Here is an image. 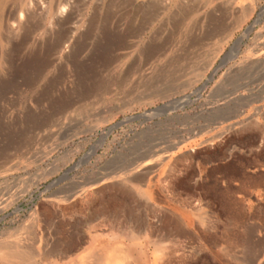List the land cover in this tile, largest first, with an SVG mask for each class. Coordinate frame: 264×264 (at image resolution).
<instances>
[{
    "label": "rangeland",
    "instance_id": "obj_1",
    "mask_svg": "<svg viewBox=\"0 0 264 264\" xmlns=\"http://www.w3.org/2000/svg\"><path fill=\"white\" fill-rule=\"evenodd\" d=\"M6 3L0 247L35 264H91L95 244L123 246L122 264H264V0Z\"/></svg>",
    "mask_w": 264,
    "mask_h": 264
},
{
    "label": "bare ground",
    "instance_id": "obj_2",
    "mask_svg": "<svg viewBox=\"0 0 264 264\" xmlns=\"http://www.w3.org/2000/svg\"><path fill=\"white\" fill-rule=\"evenodd\" d=\"M46 0H34L37 6L40 5V3L45 2ZM8 0H0V4L5 3L7 4ZM34 5V4H33ZM1 6V5H0ZM1 8V7H0ZM64 9V8H63ZM62 9V10H63ZM19 21L16 22V24ZM239 20H237V23ZM15 23V22H14ZM13 23V24H14ZM112 35V34H111ZM124 35L116 33L111 36V41L115 42H120L124 39ZM113 43V42H112ZM111 44V43H110ZM240 48V47H239ZM235 47L231 50V53L234 54L235 52ZM236 55V54H235ZM234 55V56H235ZM233 56V58H234ZM117 234V233H116ZM92 253H91V264H122L121 262L125 260V251L123 250V246L121 245H116L114 248H112L109 252H104V253H98L97 250V244L93 245ZM97 252V253H96ZM34 256L29 252V251H23V250H13L10 249L9 247H0V259L5 263V264H35L33 261ZM1 262V261H0ZM115 263V264H116ZM83 264V263H82ZM126 264V263H125Z\"/></svg>",
    "mask_w": 264,
    "mask_h": 264
},
{
    "label": "water",
    "instance_id": "obj_3",
    "mask_svg": "<svg viewBox=\"0 0 264 264\" xmlns=\"http://www.w3.org/2000/svg\"><path fill=\"white\" fill-rule=\"evenodd\" d=\"M259 20H260V14H258L257 16H256V18L255 19H253V21L249 24V25H247L246 27H245V29L243 30V32H242V34L241 35H239L235 40H234V42L232 43V45L229 47V49L226 51V53L219 59V61H218V63L216 64V66L212 69V71H210V73H209V75L206 77V79H205V81L202 83V85L200 86V87H198L197 89H196V91H195V93L197 94V95H199V91L200 90H203V89H205L207 86H208V84L210 83V81H212L214 78H215V76L218 74V72L233 58V56L235 55V54H237L238 53V50H239V47L242 45V43H243V40H244V38L250 33V31L252 30V28L254 27V25L256 24V23H258L259 22ZM233 47H235V52H234V54L233 53H231V50L233 49ZM189 96V95H188ZM161 106H164V104H162ZM161 106H159V107H161ZM158 107H156L155 109H157ZM155 109H152L151 111H153V110H155ZM150 111V112H151ZM145 115V113H141V114H137V115H135V116H129V117H126L125 119H127V118H139V117H143ZM236 115L237 114H232V115H229V116H227V117H225V118H223L222 119V121L223 122H229V121H231L234 117H236ZM122 121H124V119L123 120H121V121H119V123H121ZM114 127V125L113 126H111V127H109V131L112 129ZM72 170V168H68L67 169V171L65 172V173H68L69 171H71ZM60 180V178H57V179H55V180H53L51 183H49V185L47 186V187H50V186H52L53 184H55L56 182H58Z\"/></svg>",
    "mask_w": 264,
    "mask_h": 264
}]
</instances>
